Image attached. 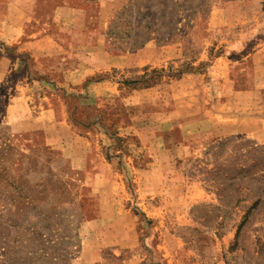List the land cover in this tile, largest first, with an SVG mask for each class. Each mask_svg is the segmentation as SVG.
<instances>
[{
  "label": "rangeland",
  "instance_id": "374dc122",
  "mask_svg": "<svg viewBox=\"0 0 264 264\" xmlns=\"http://www.w3.org/2000/svg\"><path fill=\"white\" fill-rule=\"evenodd\" d=\"M21 14L23 39L46 32L64 49L75 37L69 52L128 55L145 46L152 49L148 58L153 64L112 68L93 77L119 85L108 98L114 109L110 119H133L107 125V136L117 137L123 126L151 141L158 130L154 119L182 109L195 85L211 82L207 71L217 61L227 73L229 106H238L241 117L264 118V0H0V23L6 18L15 22ZM2 52L22 63L4 81L0 75V86L31 65L27 54L14 47L0 44ZM91 62L103 65L99 58ZM232 87L240 92L236 98ZM151 88L148 96L134 94L124 105L133 90ZM78 102L72 100L70 109H79ZM98 113L92 111L104 116ZM65 120L96 145L90 129L95 119ZM55 125L45 134L33 119L19 125L0 119V264H264V171L255 177L259 181H230L231 187L242 188L238 192L221 198L218 191L226 187L231 170L248 161L244 154L264 149V124L256 134L235 132L191 146L155 187L135 182L122 156L118 176L92 170L94 164L89 171L72 166L66 159L70 148L45 142L44 134L64 136ZM175 135L167 141L176 146L174 152L182 151L180 143H192ZM118 139L103 151L136 156V166H142L140 156L148 151L137 136Z\"/></svg>",
  "mask_w": 264,
  "mask_h": 264
},
{
  "label": "crops",
  "instance_id": "0c3cea01",
  "mask_svg": "<svg viewBox=\"0 0 264 264\" xmlns=\"http://www.w3.org/2000/svg\"><path fill=\"white\" fill-rule=\"evenodd\" d=\"M22 14L15 22L6 18L0 23V44L5 48L14 47L18 54H27L31 61L29 71L15 76L9 84L0 86L4 98V106L0 108V119H5L8 124L13 125H19L26 119H33V125L41 127L45 134L47 130L54 128L55 124H59L64 136L51 137L44 134L45 142L70 148L67 149L66 159L72 166L76 165L83 171L95 170L97 167L98 172L111 171L118 176L120 170L116 167L119 157L122 156V165L135 174V182L143 186L151 182L155 187L160 181L161 174L169 169L170 163L189 155L191 146H197L206 139L221 138L235 132L247 134L262 132L260 125L264 124L263 117L257 115L241 117L237 114L238 106L232 102L229 106L226 97L228 84H225L227 73L224 71V65L217 61L207 71L211 82L204 86L195 85L193 92L189 93L190 98L183 99L182 109L176 107L167 110L161 114L162 117L154 119L158 130L155 131L157 136L151 141L140 135L138 131L131 133L129 131L131 127H118L120 133L117 134V138L137 136L140 144L147 148L148 154L140 156L142 166H136V156L129 154L110 153V158H106L108 153L103 149L110 150L115 139L105 133L107 125L111 126L109 124L112 123L125 125L130 121L133 122V119H110L109 110L114 111V109L109 107L108 98L117 93L119 85L106 78L101 80L93 77L106 73L112 68L123 71L153 64L148 58L152 49L145 46L128 55L107 51L69 52L68 49L76 40L75 37L68 40V46L64 49L59 39H55L45 31L44 34L37 35L39 34L37 33L35 37L29 36L28 39H23L26 24ZM95 58L103 61V65H94L91 61ZM20 62L22 63L20 57L9 58L2 52L1 81H4V77L12 69L16 70ZM190 75L196 78L195 74ZM232 89L236 98L240 92L233 87ZM151 90L152 88L133 90L124 98V101H127L124 105L130 103L134 94L144 98L143 96H148ZM251 93H256V90H251ZM76 98L79 101L77 105L79 109L76 107L70 109L69 104ZM101 108H105L106 113L101 112ZM255 108L253 104L252 110L254 111ZM75 110L77 113H74ZM96 110L104 116L92 114V111L96 112ZM256 113L255 111L253 114ZM65 119H95L90 129L96 133V145L91 144L84 133L72 130ZM177 133L181 135L180 139L184 141L191 139L192 143L187 145L182 142L179 144L183 148L182 151L179 149L174 152L172 147L175 145L170 146L167 141L176 138ZM153 146L156 148L153 149ZM91 164L95 166L90 169L88 167ZM138 198L142 196L139 195Z\"/></svg>",
  "mask_w": 264,
  "mask_h": 264
},
{
  "label": "trees",
  "instance_id": "16d2710c",
  "mask_svg": "<svg viewBox=\"0 0 264 264\" xmlns=\"http://www.w3.org/2000/svg\"><path fill=\"white\" fill-rule=\"evenodd\" d=\"M141 47H142V44L141 45H136L133 48H130L128 51L132 52L134 50L140 49ZM143 78H144V76L139 78V79H136V80H127V81H125V84H135L137 82L142 81ZM107 131L108 130L106 129L105 132H107ZM115 139L120 140L117 137H115ZM226 142H227V140L223 141L222 143L226 144ZM242 157H245L248 161H246L245 164H242L237 169H232L231 170L232 173H230L229 176L224 178V180L225 179L227 180V182H225V183L223 182L226 187L218 189L219 196L221 198H224L226 196V194H231V193H233L235 191L238 192V191H240L242 189L241 187L239 188V186L231 187L232 184H231L230 181H234L238 177H241L242 179L244 177L245 178L248 177L250 180H258L257 178L255 179V177H257V174L259 172H263L264 171V149L255 148L251 152H248V153L244 154ZM106 158H110V155L107 154ZM241 201H242L241 199L240 200L238 199L236 201V203H239ZM255 205L256 204L254 203L253 206H251V208H250L251 211L255 209Z\"/></svg>",
  "mask_w": 264,
  "mask_h": 264
}]
</instances>
